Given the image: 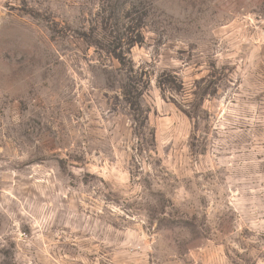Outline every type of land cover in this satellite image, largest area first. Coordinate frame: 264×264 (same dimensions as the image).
Masks as SVG:
<instances>
[{
  "label": "rangeland",
  "instance_id": "obj_1",
  "mask_svg": "<svg viewBox=\"0 0 264 264\" xmlns=\"http://www.w3.org/2000/svg\"><path fill=\"white\" fill-rule=\"evenodd\" d=\"M0 264H264V0H0Z\"/></svg>",
  "mask_w": 264,
  "mask_h": 264
}]
</instances>
